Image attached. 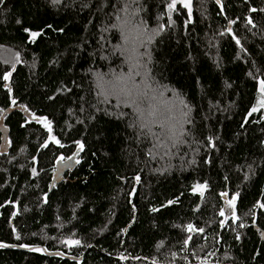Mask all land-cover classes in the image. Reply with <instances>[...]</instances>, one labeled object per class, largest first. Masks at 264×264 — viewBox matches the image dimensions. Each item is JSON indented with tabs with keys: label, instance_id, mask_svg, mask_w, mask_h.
<instances>
[{
	"label": "trees",
	"instance_id": "16d2710c",
	"mask_svg": "<svg viewBox=\"0 0 264 264\" xmlns=\"http://www.w3.org/2000/svg\"><path fill=\"white\" fill-rule=\"evenodd\" d=\"M170 3L0 0V264H264V0Z\"/></svg>",
	"mask_w": 264,
	"mask_h": 264
},
{
	"label": "rangeland",
	"instance_id": "374dc122",
	"mask_svg": "<svg viewBox=\"0 0 264 264\" xmlns=\"http://www.w3.org/2000/svg\"><path fill=\"white\" fill-rule=\"evenodd\" d=\"M184 2H187V0H184ZM191 6H192V0H191ZM261 82V81H260ZM259 91H260V97L258 100V103L255 106V109H257V111L255 112H260V111H264V106H262V101H264V92L261 91V83H259ZM254 109V108H253ZM36 117L33 116V120ZM46 127V126H45ZM49 130V128H48ZM51 131V130H50ZM51 141H58V139L50 132V138ZM57 143V142H56ZM236 196H225V201H224V206L222 209V212L224 213V215L222 217V226H225L229 221H233L236 222L238 219V215H237V210H236ZM231 201V203H230ZM260 236L264 238V232L259 230Z\"/></svg>",
	"mask_w": 264,
	"mask_h": 264
},
{
	"label": "water",
	"instance_id": "95a60500",
	"mask_svg": "<svg viewBox=\"0 0 264 264\" xmlns=\"http://www.w3.org/2000/svg\"><path fill=\"white\" fill-rule=\"evenodd\" d=\"M17 110L23 111L24 115L28 117H33L31 116V112L24 106V105H14L10 106L6 110L3 111L1 115V119L5 120L6 116L12 112H15ZM73 167V158H69L67 160H62L57 163L55 166V170L53 172L52 176V183L51 185H57L59 183H62L65 179V175L68 170H70ZM203 198L201 199V202L199 204V208L202 205Z\"/></svg>",
	"mask_w": 264,
	"mask_h": 264
},
{
	"label": "snow or ice",
	"instance_id": "6c2138e0",
	"mask_svg": "<svg viewBox=\"0 0 264 264\" xmlns=\"http://www.w3.org/2000/svg\"><path fill=\"white\" fill-rule=\"evenodd\" d=\"M55 2H58V0H54V3ZM181 2L183 3L184 8H187L188 11H189V13H190L191 12V0H187V2H184V0H181ZM168 7H169L170 10H174L176 8V0H172V3H170L168 5ZM252 11H255V9H252ZM249 23H251V21H249ZM37 35H39V33H32L33 38H35ZM237 43H239V41H237ZM8 78H9L8 76H5L4 77V79H8ZM260 83H261V91L264 92V81H261ZM262 106H264V101H262ZM252 111L255 112V111H257V109L254 108ZM45 126L49 128V131L51 130L50 123L49 124H46ZM56 142L59 143V141H56ZM45 146H47V145H45ZM80 147L83 148V145H81ZM61 159H63V157H61ZM197 187H198V189L201 190V194H202V190L206 186H200V185H198ZM169 203H171V202H169ZM230 203H231V201H230ZM261 207H264V205H261ZM220 215L223 216L224 213L221 212ZM192 229H193V226L192 225H189L188 226V231H192ZM199 231L202 232L203 229H199ZM189 239H191V238L189 237ZM72 243L79 244V241H73ZM0 246H2V245H0Z\"/></svg>",
	"mask_w": 264,
	"mask_h": 264
},
{
	"label": "clouds",
	"instance_id": "9594fccd",
	"mask_svg": "<svg viewBox=\"0 0 264 264\" xmlns=\"http://www.w3.org/2000/svg\"><path fill=\"white\" fill-rule=\"evenodd\" d=\"M129 26H130V27H134V26L132 25L131 21L129 22Z\"/></svg>",
	"mask_w": 264,
	"mask_h": 264
}]
</instances>
